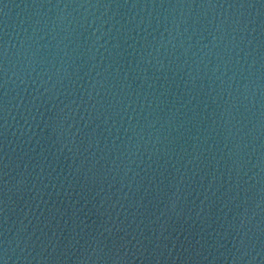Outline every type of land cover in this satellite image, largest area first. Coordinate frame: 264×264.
I'll return each instance as SVG.
<instances>
[{
    "label": "water",
    "instance_id": "water-1",
    "mask_svg": "<svg viewBox=\"0 0 264 264\" xmlns=\"http://www.w3.org/2000/svg\"><path fill=\"white\" fill-rule=\"evenodd\" d=\"M0 264H264V0H0Z\"/></svg>",
    "mask_w": 264,
    "mask_h": 264
}]
</instances>
